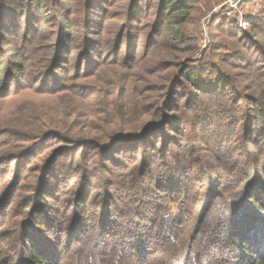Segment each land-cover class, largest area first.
Listing matches in <instances>:
<instances>
[{
    "label": "trees",
    "instance_id": "1",
    "mask_svg": "<svg viewBox=\"0 0 264 264\" xmlns=\"http://www.w3.org/2000/svg\"><path fill=\"white\" fill-rule=\"evenodd\" d=\"M114 1L0 0V103L26 85L49 95L18 107L19 122L0 110V140L40 139L26 151L1 148L0 157L10 153L21 179L37 147L62 143L29 186L35 213L59 243L23 219L16 195H1L0 264H264V21L239 30L217 17L226 33L212 58L183 64L199 48L187 44L194 0H127L125 21L106 32L103 5ZM153 2L154 18L144 23ZM54 95L59 106L47 102ZM102 170L108 176L96 177ZM112 189L123 199V222L110 215Z\"/></svg>",
    "mask_w": 264,
    "mask_h": 264
},
{
    "label": "rangeland",
    "instance_id": "2",
    "mask_svg": "<svg viewBox=\"0 0 264 264\" xmlns=\"http://www.w3.org/2000/svg\"><path fill=\"white\" fill-rule=\"evenodd\" d=\"M125 4H127V7L130 6V4L128 5V1L127 0H117L114 1L112 4H104L103 7L104 8H108V12H105L107 14V17L105 16L102 19H105V30H106V26H108V29L111 28V24L115 21H117L118 23H121L123 21H125L128 10L127 8H123V6H125ZM152 8H150V10H147L146 14L149 15L147 18H145L146 20H144L143 22H149L154 18V13L156 11V5L155 2L152 3ZM194 7L192 9V17L190 18V21L188 22V24L186 25V29L189 31L191 38V41H187V44H197V46L199 48L195 49L193 51V53L184 55L181 58V62H183V64L187 63V61H192V62H197V61H208L209 56L212 58V54H210V48L214 49L215 48V44L222 38L225 36L224 31L217 29L216 27L219 26L220 21H217L216 18L217 17H222L224 18L229 17L231 19H234L236 21V26L239 28V30H245L246 28H248V26L255 21H264V0H194L193 1ZM123 8V9H122ZM122 12V14H121ZM121 14V15H120ZM41 15H42V26L45 27L47 29L48 32H50V30H53L51 25L52 23H54V21L52 20V17L49 15V12L47 10L41 11ZM115 16H117L116 19ZM81 20V19H78ZM119 20V21H118ZM222 22V21H221ZM228 22H231L228 20ZM135 25H139L142 26L141 23H134ZM82 23L81 22H77L76 23V30L74 34H77V32H81L82 30ZM138 28H141L139 27ZM107 29V30H108ZM105 30L103 31V33L105 32ZM106 30V32H107ZM223 30H230V25L229 23L224 26ZM235 31H237L236 29H234ZM149 31V28L146 27L142 30H140V34H141V40L142 38H145L147 33ZM16 32V31H13ZM25 30L23 29L20 32V35H18L16 33V35H12L10 36V38H13V42H11L10 44H6L5 45V50H10L13 48L12 44L15 45V43H17V40L20 38L19 36H23ZM15 34V33H14ZM105 35V34H104ZM192 39H194V41H192ZM42 40V39H41ZM48 42L51 43V40H49ZM48 43L45 42L43 40V42L38 43L35 49L33 48V50H30L32 58L37 59L42 55V50L44 47H41L42 45H47ZM36 46V44H32L31 47ZM70 47L72 49L73 52H76L78 50H80V39H76V41L73 43H70ZM125 48V47H124ZM124 48H123V52H124ZM41 49V50H40ZM141 49H142V43H141ZM218 54H224L223 50H219ZM213 60V59H211ZM218 60V55L216 57H214V61ZM258 68V66L256 67ZM255 71V70H254ZM209 76V75H208ZM80 80V79H79ZM151 80H157L160 81V78H151ZM81 82L83 80H80ZM78 81V82H80ZM190 88V87H188ZM191 89V88H190ZM18 92L15 93H11L10 95H8V97H6L1 103H0V110L2 113H7L6 115H8L9 118H13L15 119L16 122L20 121V118L17 116V109L18 107H20L22 104L24 103H34V104H41V103H45L44 100H46L45 98H48L47 96L49 95H43L40 93H35L33 91H29L31 90V88H29L28 85L21 87L20 89H18ZM184 91V89H182L181 87L179 88V93L181 94H185L182 93ZM56 95V94H55ZM55 95L53 96V99L47 101L49 104H54L55 106H59L61 100L59 101L58 98L57 100L54 99L56 98ZM57 96V95H56ZM181 96V95H180ZM183 102V101H181ZM182 111V110H181ZM168 130V129H166ZM198 136V134H197ZM2 140H6V137H2L0 140V150L1 148H7V146H10V151L12 152V150H16L19 151L22 148L25 147V151L30 149V147L32 146H36V144H40V139H35L33 141L30 142H24V141H14V142H10L8 140L7 144L8 145H2ZM110 142V141H109ZM62 143H60L59 141H56V139H54L53 141H48L47 143L41 145L40 147H37V149L33 152V155L31 157V159H26L25 163L26 166V172H23L21 175V179H18V175H19V171L16 168V166L13 164H10L9 160L10 157V153L6 155H3L2 157H0V159H2L3 162H5L2 165V169L0 170V196L3 195L2 199H4L8 194H10V198L12 199L13 196H17L18 199L16 201H20L21 200V206H18L20 208V210L25 214V218H23V214L17 216V217H13L17 219H26V221H32L33 225L36 227H42V229L45 230L44 233H48V237L51 238L52 242H54L55 244L59 243V240L56 239V237H54V235L56 234V230L52 229L49 230L47 226H45L43 223H41V221L39 220L40 218V214L39 213H35L34 209L36 207V203L34 202V200L31 198L32 193H31V189L29 190V186L31 184L37 183L38 181V177L41 174V166L42 164L47 163V161L51 158V156L54 154V150L57 149L58 147H61ZM237 145V144H235ZM24 151V152H25ZM23 152V153H24ZM69 153V152H68ZM67 153V154H68ZM132 154V153H130ZM69 155L66 157H61L58 161V163H56V166H58L61 162H63V160H66L69 158ZM119 157H121L120 155H118ZM70 159V158H69ZM87 159L89 161V166L90 169L93 168V166L96 165V162L93 163V161L96 159V155H94V153L89 154L87 156ZM79 161V160H78ZM69 162V161H67ZM202 162V161H201ZM207 165V162H205ZM92 164V165H91ZM202 165V164H201ZM7 170H9L7 172ZM191 171L190 174H192L193 170H189ZM93 172V171H92ZM187 173V172H186ZM53 174H55L54 172H52L51 176L53 177ZM102 174L103 176L107 177L108 174L105 170H102L101 172L98 171L96 172V177H100L99 175ZM188 174V173H187ZM6 175V176H4ZM92 175V173H91ZM201 175V174H200ZM197 175L198 178H200ZM92 179H95V177L91 176ZM98 180V179H97ZM96 183H94L95 186V194H98V197L102 199V188H100V183L99 181H95ZM207 181H203L201 183V194L202 192H205L206 190V184ZM198 186V184H197ZM223 189V188H222ZM112 201H111V211H110V215H112L113 218L119 220L120 222H123L124 219V215L123 212H121V216L118 215L119 213L118 211V207H121L122 203H123V199L120 196L119 192H117L115 189H112ZM12 195V196H11ZM8 197V196H7ZM62 199V198H61ZM9 200V199H8ZM32 200V206L30 205V202ZM16 201H13L10 206H16ZM47 203V201H45ZM55 204V200L50 198L48 201V207L46 208V211L48 212L49 215H52L53 213L51 212V206H53ZM124 206V204H123ZM43 207H45V205H43ZM133 207V206H131ZM126 208H128L126 206ZM33 212V214H31ZM12 216V215H11ZM98 220V219H95ZM49 225H54L53 224H49ZM5 227L1 226L0 230H4ZM18 234V233H17ZM17 234H13L10 236H14V238L17 236ZM95 235V233L92 231L91 233V237H93ZM65 237V235H64ZM261 238V237H260ZM262 239V238H261ZM260 244L262 246V240H260Z\"/></svg>",
    "mask_w": 264,
    "mask_h": 264
}]
</instances>
